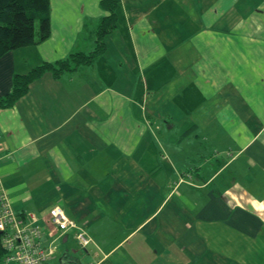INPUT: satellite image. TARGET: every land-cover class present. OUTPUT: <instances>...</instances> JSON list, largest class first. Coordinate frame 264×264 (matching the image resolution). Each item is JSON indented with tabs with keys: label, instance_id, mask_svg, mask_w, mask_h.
Wrapping results in <instances>:
<instances>
[{
	"label": "crops",
	"instance_id": "crops-1",
	"mask_svg": "<svg viewBox=\"0 0 264 264\" xmlns=\"http://www.w3.org/2000/svg\"><path fill=\"white\" fill-rule=\"evenodd\" d=\"M100 2L51 0L50 36L0 55V96L94 50ZM105 44L0 106V179L49 264H264V0H121Z\"/></svg>",
	"mask_w": 264,
	"mask_h": 264
},
{
	"label": "trees",
	"instance_id": "trees-1",
	"mask_svg": "<svg viewBox=\"0 0 264 264\" xmlns=\"http://www.w3.org/2000/svg\"><path fill=\"white\" fill-rule=\"evenodd\" d=\"M101 7L109 14L96 28V43L89 53L74 51L55 62H43L26 74L14 76V89L0 96V106H11L28 90L30 82L45 71L58 76L65 70H74L82 64L91 63L105 49V37L117 26L121 0H101ZM51 34V0H0V55L23 46L35 45ZM0 232V263L5 256Z\"/></svg>",
	"mask_w": 264,
	"mask_h": 264
},
{
	"label": "built area",
	"instance_id": "built-area-1",
	"mask_svg": "<svg viewBox=\"0 0 264 264\" xmlns=\"http://www.w3.org/2000/svg\"><path fill=\"white\" fill-rule=\"evenodd\" d=\"M40 219L35 212L26 215L17 212L0 179V232L6 252L0 264H49L53 251L44 243L47 229ZM49 222L63 231L77 228L75 236L83 247L91 241L85 227L70 217L61 205L50 209Z\"/></svg>",
	"mask_w": 264,
	"mask_h": 264
}]
</instances>
